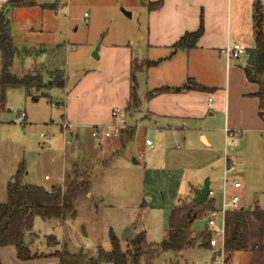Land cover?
I'll return each mask as SVG.
<instances>
[{
    "label": "rangeland",
    "instance_id": "obj_1",
    "mask_svg": "<svg viewBox=\"0 0 264 264\" xmlns=\"http://www.w3.org/2000/svg\"><path fill=\"white\" fill-rule=\"evenodd\" d=\"M23 1L39 3L41 0ZM42 1L51 3L54 0ZM119 9L127 14L124 8ZM83 12V8H77L74 11L77 20L69 24L61 14H57L58 23L53 24L50 30L46 29L45 18L36 20L33 31L27 35L20 20H16L12 30L15 63L11 74L19 78L31 69L43 73L41 77L46 81L59 72L66 87L31 90L29 95L23 89L7 91L6 101L0 107V204L6 202V184L21 164L26 171L23 183L46 190L52 186L64 189L72 181L73 170L78 171L83 179H90V191L78 196L73 203L74 218L66 219L65 223L40 217L33 219L27 243L30 252L37 256H50L66 249L70 254H81L83 262H87L89 258L97 257L99 249L111 250L110 232L118 239L123 253H133L130 242L144 231L148 245L142 248L138 264H248L249 252H237L226 262L219 246L195 244L178 254L158 252L153 246L159 245L166 236L170 211L179 201L193 199L195 191L191 188L199 184L201 189L206 179L210 181L214 208L219 210L226 158L231 159L235 169V173L227 175V182L235 179L241 184L236 190L228 187L227 192L240 198L239 204L244 210L258 207L264 212V116H259L264 105L261 107L260 101L250 96L258 88L247 82L244 73V69L251 70L252 67L247 55L254 47L252 31L237 43L246 50V54L239 59H231L228 72H220L211 81L214 95L221 90L229 93V119L216 111L211 113V117L201 114L199 121L178 122L175 131L159 132L151 121L144 119L146 105L139 110L138 105L130 104L126 110L123 105L111 104L112 108L125 110L127 124L135 131L133 128L130 130L134 135L128 141L125 136L105 141L119 147L101 151L100 141L92 138L89 130L78 139L62 130V115L66 116L67 109L72 110L74 102L83 103L89 97L90 93L84 91L89 92L94 84L101 83L103 75H112L119 70L117 66L114 68V58L109 53L105 54L107 47L101 46L95 28L86 27L89 12L86 18ZM97 46V54H102L99 60L92 57ZM142 47L146 54L145 46ZM140 50L136 51L137 59ZM17 60L21 62L20 67H17ZM164 72L161 67L149 71L143 69L138 74L140 89L149 90ZM116 79L110 84L111 88L116 83L120 86L123 80L122 77ZM97 102L106 105L101 99ZM20 113L26 116L23 122L17 121ZM226 127L232 134L230 137L224 133ZM200 134L210 140L211 149L202 146ZM41 135L49 137L48 142L41 139ZM146 140L152 143L153 149L145 145ZM121 144H125L124 149L120 148ZM156 156L163 157L165 166L155 168L152 173L146 169L144 174L145 165L151 167L149 161ZM73 159L78 162L71 163ZM134 160L138 166L133 165ZM208 214L209 211L191 226L192 234L197 238L204 230L208 232ZM216 224L220 227V218ZM52 235H63V244L48 243L46 237ZM127 260V264H132L130 257ZM51 262L57 264L56 259Z\"/></svg>",
    "mask_w": 264,
    "mask_h": 264
},
{
    "label": "crops",
    "instance_id": "obj_2",
    "mask_svg": "<svg viewBox=\"0 0 264 264\" xmlns=\"http://www.w3.org/2000/svg\"><path fill=\"white\" fill-rule=\"evenodd\" d=\"M6 2L7 0H0V9ZM254 2L255 0H54L49 3L41 0L39 3H31L33 6L9 11L8 17L10 34L14 42L12 30L16 20H20L27 35L33 31L34 23L38 19L44 20L45 18L46 29L50 30L53 24L58 23L57 14H60L58 10L62 7L67 10L66 14H61L67 24L77 20L74 14L77 8H83V16L89 12L86 27L95 28L98 38L101 39V46L107 47L105 54L109 53L110 57L114 58V68L117 66L119 70L117 69L112 75H103L101 83L94 84L89 92L84 91L90 95L84 99L83 103L76 104L74 102L72 110L68 111L67 109L66 116L62 115V121L73 126L69 134L72 138L78 139L85 131V133L89 132L90 127L110 123L111 110L114 108L111 104L123 105L127 110L133 91H136L139 110L145 105L147 107V111L143 114L144 119L147 118L151 121L159 132L175 131L178 128L176 125L178 122L183 124V122L199 121L201 114H208L211 117V113L216 111L225 114L229 119V93L227 90H221L215 93V98H211V96H215L213 93L215 89L210 87L212 86L211 81L220 72L223 71L225 74L228 72L227 69L229 70L228 63L220 54L221 49L228 44L231 45L232 41L233 44H237L241 39H245L251 31L253 34ZM260 2L264 7V0H260ZM51 5L54 6L52 10L45 8V6ZM119 8H124V12L127 14L120 12ZM201 22L203 32L197 40L195 48L180 50L172 54V47L180 38L185 34L197 31ZM142 46H145L146 54ZM139 49H141L140 57L137 59L136 51ZM97 55V60H99L102 54L100 52ZM151 62L158 63L147 68L146 64ZM14 63L13 60L12 65ZM20 63L17 60V67H20ZM133 65L138 67V71L134 73V83L131 82ZM160 67L165 69L161 79L157 83H153L149 90L140 89L138 74L143 69L149 71L157 70ZM29 73L43 75V73L31 69L28 70ZM119 77L123 79L120 86L116 83L111 88L110 84ZM41 79L43 80L42 77ZM53 79L54 76L48 77L43 82L50 83ZM188 80L209 91L178 90L148 97L150 92L155 89L181 88ZM65 87L66 85L62 88L65 89ZM257 90L250 94H254ZM85 93L81 95L84 96ZM98 99H101L102 103L105 102L106 105L97 102ZM67 100L71 101V99ZM257 100L259 101V99ZM76 107L77 113H75ZM129 127L128 131L132 128L135 131L134 127ZM225 130H228L227 127L224 129V133ZM132 133L133 137L134 132ZM199 138L203 147L211 149V142L206 135L200 134ZM125 144H121L120 148L124 149ZM98 145L101 151L119 147L118 144H107L102 141ZM225 161L227 165L232 164L229 158H226ZM70 162L77 163L78 161L73 159ZM149 164L151 167L144 164V174L146 169L152 173L155 172V168L162 169L165 166L164 159L160 156L151 158ZM133 165L138 166L137 161L133 162ZM195 186L196 188L191 189L194 191L200 189L199 184ZM227 194L231 193L227 192ZM88 196L90 197V195ZM238 209H241L240 204ZM86 233V229H84V234L86 235ZM63 238V235L55 237L58 244H63L61 243ZM55 259L43 255L41 258L22 262L16 258L13 247L0 248V264H52L51 260Z\"/></svg>",
    "mask_w": 264,
    "mask_h": 264
},
{
    "label": "trees",
    "instance_id": "obj_3",
    "mask_svg": "<svg viewBox=\"0 0 264 264\" xmlns=\"http://www.w3.org/2000/svg\"><path fill=\"white\" fill-rule=\"evenodd\" d=\"M32 6L23 0H7L0 9V107L6 101V93L10 89H23L26 95L31 90L40 91L47 87L64 86V81L54 76L53 81L44 83L37 73H29L22 77H15L11 74V67L15 55V47L10 34V20L8 13L11 10ZM54 6H45L52 10ZM253 36L254 47L247 55L252 61L250 69H244L246 79L249 83L257 85L258 90L250 96L259 99L261 107L264 105V7L260 0L253 4ZM203 32L202 22L193 33L185 34L172 47V54L180 50L195 48L197 40ZM158 62L147 63L146 67L157 65ZM135 67V65H133ZM131 71V82L134 83V73ZM178 90L209 91L195 82L188 80L181 88L170 89L167 87L155 89L148 97L162 93H169ZM130 104L138 105L137 97L133 91L130 97ZM264 116V110L259 112ZM132 132L125 131L122 136L126 140L132 138ZM124 145V144H122ZM26 171L23 165H19L16 173L6 184V202L0 204V248L11 246L14 248L16 258L25 262L41 258L32 254L29 244H24L26 238L31 237L33 219L40 217L43 220L65 221L75 217L73 203L80 195L89 192L90 179H83L78 171H72V181L63 189L60 186H52L46 190L35 185L24 184L23 179ZM214 199H208L203 204L196 203L193 199L181 200L169 213L167 231L164 240L153 246L158 252L171 251L175 254L201 242L200 246L210 247V232L206 230L197 238L192 234L191 226L195 220L204 215L207 211L214 210ZM48 243L58 245L54 236L46 237ZM111 250L105 252L99 249L96 258H89L83 262L81 254H70L66 249L59 254H51L46 257L56 258L58 264H127L128 257L132 264H138L142 255V248L146 246V234L139 232L135 239L130 242L133 253H123L119 241L113 233H109ZM148 245V244H147ZM237 252H249L251 254L248 264H264V212L258 207L253 210L237 209L229 211L225 216V240L224 255L228 262L233 254Z\"/></svg>",
    "mask_w": 264,
    "mask_h": 264
},
{
    "label": "built area",
    "instance_id": "obj_4",
    "mask_svg": "<svg viewBox=\"0 0 264 264\" xmlns=\"http://www.w3.org/2000/svg\"><path fill=\"white\" fill-rule=\"evenodd\" d=\"M60 14H66L67 10L65 7L60 8ZM86 18V14L84 15ZM74 49V48H72ZM221 56L225 59L226 63H229L231 59H239L242 55L246 54V50L238 45V44H231L226 45L220 51ZM210 103V100H209ZM25 114L20 113L17 116V121L23 122L25 119ZM110 123L101 126H94L90 127V135L92 138L97 139L99 141L105 142L107 140L119 139L123 132L130 129L129 125L127 124V117L128 114L125 110H121L119 108H113L110 114ZM73 129V126L64 123L62 125V130L69 132ZM225 133L228 137L232 134L228 130H225ZM41 139H45V142H48L49 137L41 135ZM145 145L153 149V145L149 140L145 141ZM230 173H235V169L233 164H224V172H223V190H222V199L221 205L219 210H211L209 211L206 223V229L211 233L210 239V247H220V252L222 256L224 254V240H225V216L229 211L237 210L240 203V198L237 195H228L227 188L231 187L234 190L239 189L241 184L237 180H230L227 182V175ZM46 179V178H45ZM207 199H213V193L209 190ZM220 218V227H217V221ZM214 237V238H213ZM218 238V239H217Z\"/></svg>",
    "mask_w": 264,
    "mask_h": 264
},
{
    "label": "water",
    "instance_id": "obj_5",
    "mask_svg": "<svg viewBox=\"0 0 264 264\" xmlns=\"http://www.w3.org/2000/svg\"><path fill=\"white\" fill-rule=\"evenodd\" d=\"M98 48L99 47L97 46L92 54V57L94 59H98L97 57ZM133 162L135 163V161ZM208 191H209V181L205 180L203 187L200 190H195V195H194L193 200L198 204H203L207 200ZM23 243L27 244L28 238H26ZM199 245H200V242H197L196 246H199Z\"/></svg>",
    "mask_w": 264,
    "mask_h": 264
}]
</instances>
